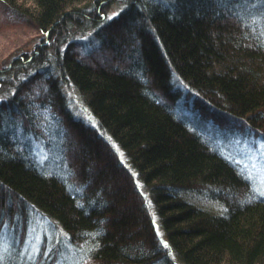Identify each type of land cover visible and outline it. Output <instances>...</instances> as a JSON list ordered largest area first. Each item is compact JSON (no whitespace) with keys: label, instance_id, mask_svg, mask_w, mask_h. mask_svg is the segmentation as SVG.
Masks as SVG:
<instances>
[{"label":"trees","instance_id":"16d2710c","mask_svg":"<svg viewBox=\"0 0 264 264\" xmlns=\"http://www.w3.org/2000/svg\"><path fill=\"white\" fill-rule=\"evenodd\" d=\"M0 2L44 35L0 70L3 264L60 263L58 243L27 256L36 219L74 264H264V197L219 146L264 143V0ZM94 27L100 59L78 39Z\"/></svg>","mask_w":264,"mask_h":264},{"label":"rangeland","instance_id":"374dc122","mask_svg":"<svg viewBox=\"0 0 264 264\" xmlns=\"http://www.w3.org/2000/svg\"><path fill=\"white\" fill-rule=\"evenodd\" d=\"M120 11L121 5H119L118 2L112 1L108 6V12L106 14L107 18H116ZM96 31L97 29L95 27L86 30L78 35V39L87 54L89 53L91 56L100 59L101 52L100 50L97 52L96 49L100 45ZM43 38L44 35L42 31H39L33 26H30V24L7 12V9L0 2V70L13 58L15 59L22 54H29L35 51L37 45L44 42ZM45 44L47 45L48 42H45ZM64 94L66 95L68 104L75 115L88 118L86 109L80 103L78 95L70 88H66ZM182 108L183 111H188V107H185V105L182 106ZM209 124L216 127L213 122ZM216 129L219 130L217 127ZM237 133L239 135L245 134L243 131ZM230 139L231 140H221L219 146L226 154L232 157V160L241 165V167L247 172L248 176L251 177L257 189L264 190V185L261 184V180L264 179V148H261L263 142L257 144V142L254 141L256 144L254 145V143H249L245 138L236 139L235 137L233 139L231 137ZM34 148L41 161L47 159L48 152L45 151L44 146H42L41 143H36ZM184 199L191 205L204 209L212 214L221 215L226 211V205L224 203L197 192L190 191L185 194ZM151 209L154 211V208L151 207ZM33 216L36 217L38 215L34 213ZM43 224H45V226H43ZM28 230L25 251L29 258L36 255L38 246L41 245L42 242H45V244L48 245L46 250L54 248L55 244L58 243L61 244L62 247L59 264H74L70 261L73 252L72 250L68 251V247L71 249L72 247L68 242L67 234L61 227H56L49 222L36 219V221L29 226Z\"/></svg>","mask_w":264,"mask_h":264},{"label":"snow or ice","instance_id":"6c2138e0","mask_svg":"<svg viewBox=\"0 0 264 264\" xmlns=\"http://www.w3.org/2000/svg\"><path fill=\"white\" fill-rule=\"evenodd\" d=\"M261 148H264V143L261 144ZM248 179H251V177H248ZM261 184L264 185V179L261 180ZM258 192V195L260 197H264V190H256ZM164 247H169L166 243L164 244ZM0 264H3V256L0 254Z\"/></svg>","mask_w":264,"mask_h":264}]
</instances>
